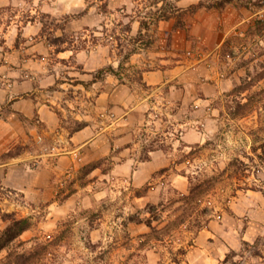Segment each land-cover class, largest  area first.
Here are the masks:
<instances>
[{"label":"clouds","instance_id":"obj_1","mask_svg":"<svg viewBox=\"0 0 264 264\" xmlns=\"http://www.w3.org/2000/svg\"><path fill=\"white\" fill-rule=\"evenodd\" d=\"M219 3L222 11L217 10ZM0 8L9 14L19 11L25 21L34 16L35 24L29 29L32 35L26 42L34 47L22 45L21 54L34 51L37 41L45 43L42 36L59 37L71 48L74 54L67 64L59 63L54 53L48 61L52 75L67 83L75 96L74 108L64 99L69 89L49 96L66 109L55 123L42 122L35 114L29 116L28 126L18 123L16 113L0 117V216L14 212L16 220L27 215L30 231L39 234L38 225L45 222L48 204L72 192L75 184L84 181V173L90 179L96 167L111 168V154L93 160L94 148L100 147L97 140H114L112 151L121 149L115 159L125 154L123 144L130 140L136 145L133 158L143 149L146 157L149 153L164 155L168 167L158 181L149 182L151 193L141 189L143 200L129 198V192L137 190L138 180H133L124 195L104 200L109 215L119 213L126 219L136 213L140 223L123 228L114 221L95 237L85 227L74 244L66 242L73 249L71 264H115L117 260L120 264H187L188 257L179 249L188 240L196 241L201 227H208L206 221L217 207L210 199L212 193L221 212L215 218L220 220L227 213L236 231H217L209 254L218 264H264V201L249 197L254 207L236 212L230 207L231 198L217 191L222 184H230L226 177L231 173L242 176L245 187L264 192V160H252L246 166L234 160L222 171L233 157L243 159L249 134L264 142V82L253 89L249 85L252 76L240 68L248 59V69L255 75V69L264 63V0H0ZM40 29L43 33L36 35ZM157 48L166 51L167 59L157 54ZM152 65L181 67L183 71L175 77L167 72L162 79L182 85L181 93L186 88L189 101L207 93L199 105H184L177 115L185 119L190 107L188 114L198 120L199 140L208 143L186 144L184 133L179 137L171 134L176 124L164 120L171 105L163 112L156 111L151 121L144 118L143 111L139 115L134 111L135 101L143 104L151 91H144V72ZM21 73L23 62L17 65L16 74ZM24 75L25 84H30ZM209 75L213 76L211 84L205 78ZM6 92H0V108L11 98L3 94ZM171 99H181L175 89ZM77 112L87 118L95 136L80 133L85 124L76 120ZM124 116L128 117L127 126L117 129L113 119ZM157 120L161 121L158 129L154 127ZM73 135L77 136L75 145ZM73 148L78 153L76 163H89L79 175L72 166ZM178 172L186 180L174 182ZM109 176L112 179L107 184L94 182L93 188L111 192L115 177L111 171ZM10 189H15L14 195ZM92 203L99 208L94 198ZM204 204L210 205L207 214ZM145 205H151V210ZM250 211L257 212L251 221ZM75 221L80 223L78 216ZM21 225L27 227V221L21 220ZM4 226L0 221V233ZM3 244L0 237V247ZM13 249L15 243L7 249L12 256ZM54 251L61 258L67 255L58 248ZM7 258L0 252V264H6Z\"/></svg>","mask_w":264,"mask_h":264},{"label":"crops","instance_id":"obj_2","mask_svg":"<svg viewBox=\"0 0 264 264\" xmlns=\"http://www.w3.org/2000/svg\"><path fill=\"white\" fill-rule=\"evenodd\" d=\"M22 2H26V0H22ZM218 2H223V0H218ZM195 6L197 5H189V7ZM217 10H223L222 3L217 5ZM34 24V16L32 19L25 21L19 11L9 14L6 9L0 8V47L3 48V53H0V92H3L4 89H7V92L3 94L11 97L6 101L4 107L0 108V117H4L6 119L9 114L16 113L18 117V123L21 126H28L30 123L29 116L32 114L40 117L42 122L55 123L57 117L66 111L65 105L63 103H60L56 99H49V96L59 95V93L64 89H69V85L60 80L59 77L52 75V69L49 67L48 57L52 56L54 53L59 63L67 64V60L70 59L74 54L71 48L67 47L66 43L62 41L61 38L57 37L55 39H51L43 36L42 39L45 40V43L41 44L39 41H37L34 51L30 50L25 54H21L22 45H25L28 49H33L34 47L33 45L26 44L28 36L32 35L29 29L32 28ZM43 31V29H40L36 35H41ZM58 43L61 46H57ZM151 43L153 42L150 41L149 44ZM50 46L51 50H49ZM145 50L150 51L149 48H146ZM156 52L160 57L167 59L166 51H161L159 48H157ZM21 62H23L24 73L17 75V65L21 64ZM182 71L183 69L181 67L168 68L166 66L156 67L155 65H152L144 72V83L148 88L153 89V91L161 92L164 87H166L167 84L171 82V80H169L168 83H164L162 74L170 72L172 76L175 77L177 72ZM25 73L27 74L28 79L31 81L30 84H25ZM76 83H79V81ZM169 85H171V83ZM206 95L199 96L193 101L200 104L201 101L205 99ZM64 99H68L69 107H75L72 104V101L75 100V96L71 89H69L68 97H64ZM186 100L187 96H182V106L186 104ZM57 105H59V107H57ZM137 106L138 104L135 103L134 111L137 110ZM25 113H28L29 115L25 116ZM75 118L77 121H82L85 124V126L80 129V133L82 135L88 138L95 136V132H91L88 128L86 123L87 118H82L78 112L75 114ZM127 121L128 117L124 116L122 120L113 119L112 123L117 129H119L125 128L127 126ZM187 122L191 124V126L186 129L184 134L185 142L188 144L201 142L199 140L201 133L198 130L199 128L195 126V123L198 125V120L193 119V116L190 115V118L187 120ZM97 123H99V121H97ZM96 131H99V129ZM105 135H107V133H105ZM123 135V133L118 134V136ZM71 139L72 144L75 145L77 143V136L73 135ZM97 143L100 145V147L94 148L93 151L95 155L93 156V160L106 157L109 154H111L115 159V157L121 153V149H119L117 153H112V149L115 145L109 140L101 143V141L98 139ZM101 149H103V151ZM130 149L131 146L129 140L123 144V150L125 154L121 155L120 159H117L115 170H120L121 172L127 173L133 169L135 161L134 158L129 155ZM79 151L83 152V149H80ZM77 154L78 153L76 149L73 148L71 153L72 166L76 172L79 171L80 166H83L82 168L89 166L88 162L82 164L76 163ZM85 155L87 156L88 154L85 153ZM160 158L161 154H157L155 156L150 154V159L140 162L138 169L154 165ZM98 170H100L99 167L93 169L91 175L97 174ZM102 173L105 175V172ZM135 173L136 170H134L133 174ZM88 175L89 174L87 173L86 176ZM75 187L77 188L78 186L75 185ZM81 194V191L79 188H77L70 192L67 196H64L62 199H54L50 204H48V212L46 216L47 220L44 225L48 226L49 228H55L57 220L67 216L68 213L74 209L76 199ZM135 196L143 197V195L140 193L136 194ZM249 197H253L257 201H264V192H258L255 189L248 190L239 198L238 204H232L230 207L236 212H239L241 208H253L254 206L249 200ZM240 214L243 215L244 213L241 212ZM248 215L251 221L253 218H255L257 212L250 211L248 212ZM0 221H2L1 216ZM206 223L208 227H201L198 234V239L191 244L185 253V256L188 257L187 264H218L215 257L209 254V247L215 241L216 232L221 231L222 233H227L229 231H236L235 228H233L230 222V217L227 213H224L223 218L220 220L210 216ZM250 230L254 229L250 228ZM26 232L22 234V237L26 236ZM218 251H221V254H223L221 249H218Z\"/></svg>","mask_w":264,"mask_h":264},{"label":"rangeland","instance_id":"obj_3","mask_svg":"<svg viewBox=\"0 0 264 264\" xmlns=\"http://www.w3.org/2000/svg\"><path fill=\"white\" fill-rule=\"evenodd\" d=\"M249 63L250 61L246 59L240 65V67H241V70L248 71V74L252 76L251 80H253L255 76L262 70V68H264V63H261L259 67L255 69V75H253L252 71L248 69ZM205 78L210 83L213 82L212 81L213 77L211 75ZM261 82H264V78L259 81H256L254 85H252L251 87L255 89L256 85L260 84ZM170 83L171 85H169ZM170 83H168L167 86L164 87V89L161 92L153 91V89H150L145 85L144 91L149 92V89L151 91L149 92V96L147 100H145L143 104L140 103V100L135 101V103L138 104L136 108L137 110L135 112L137 113V115H139V113L143 111L144 118L151 121L152 116L154 115L156 111L163 112L166 106L171 105L172 110L166 113V115L164 116V120L172 119L175 122L176 127L171 134L179 137L180 133L185 134L186 129L191 126V124L187 122V120L190 118V115L188 114V111H190V107L189 109L185 110V116H186L185 119H182L180 116L177 115V112L181 111V109L184 106V105L183 106L181 105L182 96H188V90L185 88L183 89L181 93V88L183 87L182 85L180 87H177L173 85L172 82ZM174 89L176 91V94L181 96V99L179 100L171 99ZM204 95H206V93H204L201 96H204ZM193 100L189 101L187 99L185 105H189V106L199 105ZM144 109H146V111H144ZM214 111L215 109H213V112ZM160 124H161V121L157 120L154 127L158 129L160 127ZM195 126L199 128V124L197 125L195 123ZM257 127H259V125H257ZM198 130L200 131V129ZM164 132L167 134L168 128H165ZM108 140L111 141V143L115 145L114 140L112 139H108ZM197 143H201V142H197ZM202 143H208V141L204 140ZM130 146H131V149H130L129 155L133 158L132 150L136 148V145L130 141ZM119 149L120 148H116L115 152L112 151V153H117ZM186 151H191V150L186 148ZM161 153H163V148L161 149ZM150 154L151 153L148 154V159H150ZM144 156L145 154H144L143 149H141L139 153L135 155L134 157L135 164L133 165V169L131 170L132 173L131 171H128L126 173V172H121L120 170L118 171L115 170V164H116L117 159H114V163L109 169V171H111L112 175L115 177V180H113V190L111 192L104 191V190H95L93 188L94 182L103 181L105 184H107L109 180L112 179V177L109 176V171H105L104 169L100 168L97 174L91 175L90 179L88 178V176H86L87 173H84V181L79 184H75L78 186L77 188H79L82 194L78 196V198L76 199V203L74 204V209L70 213H68L67 216L58 219L56 222L55 228L54 227L49 228L48 226H45L44 224L47 220L45 218V222L38 225V227L40 228L39 234H34L32 231H30L31 228H29L28 230H26L27 232L25 231L26 236L25 237L21 236V238L24 240H30L33 237H39V239L41 240L52 241L54 243L52 247L53 258L48 259L45 264H65L66 261H67V264H71L72 259H73V256H72L73 249L71 247L66 246V242L70 241L71 243L74 244L76 242L74 238L81 231H83L85 227L90 229L93 237H95L96 235L99 234V231L101 229H106L108 225L110 223H113L114 221H119V226L123 228H129L135 224L140 223V221L136 217V213L129 214L126 219H121V214L119 213H117L115 216L109 215L107 212V206L103 204L102 202L106 200L109 196H111L112 200H115L117 196L124 195L125 192H128L129 189L132 187L133 180H138L139 183L137 186V190L134 193L129 192V198L135 199L137 201H141L144 199V195L143 197L135 196L137 193L141 194V189L145 190V194L152 192V188L149 182L158 181L160 177L163 176V173L166 171L168 165L165 162L164 155L161 154V158L158 159V162L155 163L154 165H151L149 167H143L142 169L140 168L138 169L139 163L145 161L142 159V157ZM234 160L239 161L241 164L245 166H246V163H251L252 160H255L257 162L264 160V142H261L258 138L253 137L249 134L248 135V146L246 149V154L244 155L243 159L241 160L240 156L233 157L231 160L228 161L227 165L223 166L222 171H225L228 165H231ZM82 167L83 166H80L79 171L76 172L77 175H79V173L83 169L88 168L89 166L84 167V168ZM134 170H136L135 174H133ZM102 172H105V175H103ZM128 177H131V179H129ZM226 179L230 181V184H222L220 187H218L217 191L225 195L226 198L228 197L231 198L230 205L238 204L239 198L244 193H246L248 190H254V188L251 186L245 187V185L243 184L242 176L232 175L231 173H229ZM181 180H186V177L180 175L178 172L177 175L174 177V182H179ZM77 188L74 187V189H77ZM9 192L13 195L15 194L14 189H10ZM21 195H23V193H21ZM4 198L7 199L8 197L5 196ZM93 198L99 204V208H96L93 206V203H92ZM210 199H212L213 202L217 204V207L212 209L213 215H211L212 218H215L216 216H219L221 214L220 206H219L218 199L216 198L215 193H212L210 195ZM78 205H80L79 210H77ZM145 207H148L151 210L152 206L145 205ZM209 207H210L209 204L202 205V209L207 208L208 212H209ZM7 213H14V212H6L4 213L3 216H1V220L3 221L5 226L8 224V220L5 219ZM204 213L206 214V212ZM77 216L80 219L79 224L76 223L75 221V217ZM21 217H27V215H22ZM148 226L149 227L151 226V221H150V224H148ZM192 243H194L193 240H188L187 244L183 246L182 248H180L179 251H181L185 255L187 249L191 246ZM57 248L59 249L60 252L66 253L67 255L61 258L58 255V253L54 251ZM118 254L119 253H117V255ZM173 259L175 258L173 257ZM115 264H120V261L119 260L115 261Z\"/></svg>","mask_w":264,"mask_h":264},{"label":"trees","instance_id":"obj_4","mask_svg":"<svg viewBox=\"0 0 264 264\" xmlns=\"http://www.w3.org/2000/svg\"><path fill=\"white\" fill-rule=\"evenodd\" d=\"M87 38V37H85ZM264 78V68L255 76L253 80L249 81V85L252 86L256 81H259ZM264 91V89H261ZM143 160L148 159V156L142 157ZM138 194V193H137ZM207 208H204L203 211L207 213ZM14 213H7L6 218L8 224L3 229V232L0 233V237L4 239V244L0 247V252H4L7 257L6 264H45L46 261L50 258H53V245L52 241H44L39 239V237H33L30 240H24L21 238L22 234L31 228V221L27 220V217H21L20 219L13 220ZM21 220L27 221V227L21 225ZM11 221V223H9ZM150 224V221L148 222ZM15 243V253L12 256V253H9L7 249L10 245Z\"/></svg>","mask_w":264,"mask_h":264}]
</instances>
